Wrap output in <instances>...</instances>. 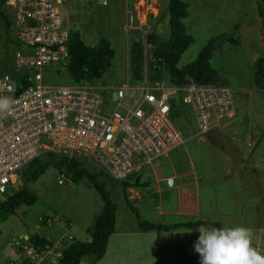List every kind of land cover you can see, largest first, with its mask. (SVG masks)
Here are the masks:
<instances>
[{"label": "built area", "instance_id": "2783aa9c", "mask_svg": "<svg viewBox=\"0 0 264 264\" xmlns=\"http://www.w3.org/2000/svg\"><path fill=\"white\" fill-rule=\"evenodd\" d=\"M95 1L107 5V0ZM67 2L3 0L9 41L15 47L6 63L21 78L0 69V96L15 101L9 113L0 115V201L21 189L22 172L33 160L51 154L74 158L121 182L183 146L188 137L202 136L234 116L230 89L198 86L191 79L175 87L150 83L145 74L136 83L113 87L99 82L44 84L43 71L66 66ZM182 107L190 112L189 118L182 117ZM177 118L187 131L178 127ZM165 184L172 186V179L166 178ZM52 223L69 228L63 220L46 218V226ZM63 238L62 248L63 243H73L71 237ZM13 247L16 260L1 264H19L20 259L37 264L52 252L60 258L58 243L39 248L23 237L13 241Z\"/></svg>", "mask_w": 264, "mask_h": 264}, {"label": "rangeland", "instance_id": "374dc122", "mask_svg": "<svg viewBox=\"0 0 264 264\" xmlns=\"http://www.w3.org/2000/svg\"><path fill=\"white\" fill-rule=\"evenodd\" d=\"M216 1L223 3V11L231 20L234 19V15H230L232 11H237L235 20L240 17L238 5L241 6L242 1H246L251 17L250 21L253 23L252 31L246 37L250 40L253 37L255 39L254 45L259 44V50L263 53L264 35L259 32L254 2L252 0ZM165 2L166 0H107V5L102 6L95 0H68L63 7L68 16L66 28L69 31L77 32L82 42L87 46H94L100 38H104L113 50L110 67L96 82L112 87L125 82L131 83L129 72L132 69L130 64L131 45L139 43L144 50L146 48L145 38L150 32H153L158 40L164 39L168 34L165 16L163 15ZM150 4L158 10L157 16L159 17L150 24L144 25L142 24L144 19L150 17L149 12L152 7H147ZM6 29L8 28L0 20V69H2L1 65L5 61V56L10 57L15 49L8 40L11 33ZM232 34L233 30L231 31ZM242 56L235 58L233 56V62L250 64V59L253 56H249V60ZM142 66L141 75H147L144 62ZM212 68L219 75L217 86L230 89L233 94L235 108H242L244 98L248 97L247 91L251 88V68H248V66L229 68L214 63ZM42 75L43 83L47 85L65 86L71 81L62 68H57L55 71H43ZM162 82L165 83V87H175L168 83V76L165 74H163ZM254 94L257 93L251 92V95ZM172 102L174 104L178 102L177 96L173 97ZM182 109V113H184L182 117L188 118L190 112L184 107ZM177 121L181 130H188V127L182 124L181 118H177ZM78 162L80 167L88 173L94 174L97 172L96 169L90 166L84 167L82 161ZM104 182L105 189L109 191L116 208L119 211L121 208L127 209L122 200L120 187L110 183L107 179H104ZM27 188L35 194L36 202L29 207H18L13 214L0 221V264L5 262L6 259L16 260L13 241H21L23 237L28 239L33 234L42 236L51 231L58 239L66 231L67 235H72L78 242H88L90 240L93 221L100 211L102 203L96 192L86 181L72 183L68 178H65L63 172L49 165L42 175L27 184ZM237 204L238 210L234 212L233 216L222 219V222H220L221 227L244 226L249 228L252 232L253 247L264 254V204L263 208L258 207L257 212L251 211L246 206L241 209V203L238 202ZM259 205H261V202ZM253 212L255 218H251ZM49 217L53 222L58 220L69 222V230L61 228L57 230L55 223H52L50 228L46 227L45 220ZM132 217L136 221L133 214ZM141 232L137 231L124 237H112L109 252L100 264H200V256L194 250V243L199 236L198 231L176 233ZM118 243L124 248H118ZM68 244L70 243H67L66 246ZM122 252L123 255H121ZM57 259L58 257L54 258V261L56 262ZM20 262H22L21 259ZM90 263H92V258L87 256L81 260L80 264ZM37 264H47V259H43Z\"/></svg>", "mask_w": 264, "mask_h": 264}, {"label": "crops", "instance_id": "0c3cea01", "mask_svg": "<svg viewBox=\"0 0 264 264\" xmlns=\"http://www.w3.org/2000/svg\"><path fill=\"white\" fill-rule=\"evenodd\" d=\"M181 2L185 5L187 12L182 19V25L185 32L192 38V42L179 59L178 67L191 62L208 39L222 35L229 36L232 30L231 36L238 42L237 45L222 42L209 59L211 68L213 63L229 68L237 66L251 68L253 61L264 55V52L261 53L259 50V44L254 45L255 39L252 37L250 40L246 37L252 31L253 25L246 1H242L241 6L238 5L240 17L236 20L237 11H232L230 15H234V19H229L220 1L181 0ZM151 5H147L152 7L149 12L151 18H145L142 23L144 25L150 24L159 17L158 10ZM65 17L68 21L66 11ZM258 24L259 32L263 33L259 18ZM241 55L248 60L249 56H253L250 64L233 62V56L235 58ZM213 70L218 77L217 71ZM251 92L257 94L251 95ZM247 93L249 98H244L242 108L234 107L235 113L230 121L219 123L202 136L188 137L183 146L156 160L151 166L143 167L142 172L128 178L130 181L137 177L143 186L126 190L127 199L137 209L141 219L160 225L202 222L206 227L219 228L222 219L233 216L238 210V202L241 203V209L246 206L251 211L257 212L258 207L263 208L264 90L253 88L252 73L251 88ZM166 178L172 179V186H166ZM260 202L261 205H259ZM127 209L121 208L119 211L116 208L114 230L108 238L105 253L93 264H100L105 259L112 237H124L137 231L141 232ZM253 215L254 212L251 218L256 217ZM65 222L70 227V223ZM55 227L60 230L57 226ZM197 228L179 227L166 232H150H188L187 230L197 231ZM66 235L65 231L63 241L71 237L72 242H78L72 235ZM38 236L48 239V242L58 243L60 245L58 250L62 249L59 239L63 236L56 239L51 231ZM118 244V248H124L120 243ZM62 245L64 247V243ZM43 259H47V264H51V261H54L53 252Z\"/></svg>", "mask_w": 264, "mask_h": 264}, {"label": "trees", "instance_id": "16d2710c", "mask_svg": "<svg viewBox=\"0 0 264 264\" xmlns=\"http://www.w3.org/2000/svg\"><path fill=\"white\" fill-rule=\"evenodd\" d=\"M254 2L260 20V27L264 33V0H254ZM2 5L3 0H0V20L6 28H9L10 21L4 13ZM186 14V7L181 0H166L163 15L165 16L168 29L167 36L162 40H158L155 34L150 32L145 38L146 48L144 50L139 43L132 44L130 47L132 69L129 72L132 83L141 80V69L144 62L147 73L146 78L150 83L162 82L163 74H165L168 76V83L174 86H182L188 82V79H191L198 86L217 85V75L210 67L209 59L222 42H227L231 45H237L238 42L231 35L212 37L199 49L191 62L178 67L179 59L192 42V38L185 32L182 25V19ZM233 28L236 29L237 27ZM66 50L68 57L64 71L72 81H70L71 83H94L100 80L110 67L113 58V50L106 39L100 38L94 46L90 47L82 42L75 31H68ZM1 66L2 71H8L14 77H20L18 73L10 71L6 63V56ZM251 73L253 88L264 90V55L253 61ZM177 110L180 112L181 107L179 106ZM49 165L66 174L72 183L86 181L96 192L102 203L100 211L94 220L90 240L88 242H73L67 246L64 245L60 250V258L53 264H79L87 256L92 258V263L90 264H93L104 255L108 238L114 230L116 211V206L111 200L110 193L105 189L104 179L120 187L122 200L135 216L137 228L142 232H166L179 227L196 228L203 225L202 222L175 225H160L147 222L140 218L137 209L127 199V188L143 187L137 177L129 179L130 181L128 179L121 182L113 181L102 171H97L94 174L88 173L80 167L78 160L74 158L52 154L45 156L44 159L33 160L26 166L21 176V189L0 201V221L13 214L18 207H29L36 202V196L27 188V184L42 175ZM28 241L39 248H43L48 243L45 238L39 237L37 234L31 235ZM19 264L26 263L20 262Z\"/></svg>", "mask_w": 264, "mask_h": 264}, {"label": "clouds", "instance_id": "9594fccd", "mask_svg": "<svg viewBox=\"0 0 264 264\" xmlns=\"http://www.w3.org/2000/svg\"><path fill=\"white\" fill-rule=\"evenodd\" d=\"M14 103L11 97L0 96V115L9 113ZM196 230L199 236L194 250L200 256V264H264V254L253 247L249 228L201 225Z\"/></svg>", "mask_w": 264, "mask_h": 264}, {"label": "water", "instance_id": "95a60500", "mask_svg": "<svg viewBox=\"0 0 264 264\" xmlns=\"http://www.w3.org/2000/svg\"><path fill=\"white\" fill-rule=\"evenodd\" d=\"M61 172V171H60ZM65 178H68V176L66 174H64Z\"/></svg>", "mask_w": 264, "mask_h": 264}]
</instances>
